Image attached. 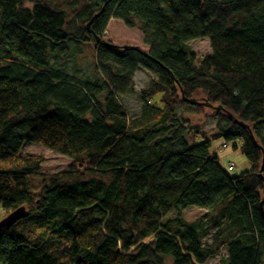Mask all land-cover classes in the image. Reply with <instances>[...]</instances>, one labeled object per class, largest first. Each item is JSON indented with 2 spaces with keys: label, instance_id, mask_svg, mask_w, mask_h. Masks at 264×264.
<instances>
[{
  "label": "trees",
  "instance_id": "trees-1",
  "mask_svg": "<svg viewBox=\"0 0 264 264\" xmlns=\"http://www.w3.org/2000/svg\"><path fill=\"white\" fill-rule=\"evenodd\" d=\"M113 19L163 43L108 49ZM92 39L102 78L55 69L69 41ZM200 39L213 53L199 64L187 44ZM139 67L159 76L142 94L151 125L119 101ZM181 107L211 111L217 138L240 143L252 170L232 176L210 142L191 145ZM26 144L73 163L43 174ZM263 163L264 0H0V209L29 212L5 231L0 264H207L225 248L224 264H264ZM193 207L207 213L190 224Z\"/></svg>",
  "mask_w": 264,
  "mask_h": 264
},
{
  "label": "rangeland",
  "instance_id": "rangeland-1",
  "mask_svg": "<svg viewBox=\"0 0 264 264\" xmlns=\"http://www.w3.org/2000/svg\"><path fill=\"white\" fill-rule=\"evenodd\" d=\"M103 41L120 47H137L145 52H149L153 47L160 46L163 41L154 33L143 34L139 29L128 28L120 20H111L107 30L104 33ZM70 54L63 62L55 63V69L68 75L72 79L80 82H95L104 75L102 72L96 73L97 51L96 41L90 43H80L69 41ZM191 56L198 61L212 55V47L209 39L194 40L187 44ZM159 79L156 73L150 72L139 67L135 73L134 79L127 82L128 88L124 96L119 97V101L126 109L129 118L136 124L148 125L155 121L152 119L155 112H144L143 92L146 91L153 81ZM101 97V100L104 99ZM161 95L153 98L150 105L153 107H162L160 104ZM178 114L183 116L186 124L194 130L193 134L187 137L191 145L201 144L208 141L212 144L211 152L218 157L222 167L232 176H240L252 170V165L246 156L242 153L238 143V149L234 148L235 143H229L223 138H217L219 133L216 130L217 121L212 117L211 111L196 115L186 113L184 107H181ZM140 121V123L138 122ZM24 155H38L45 158L42 167L43 174H55L69 170L73 160L67 156L56 153L44 146L37 144H26L22 150ZM233 165V168L231 166ZM29 190L40 193L43 187L42 177L34 176L29 180ZM206 210L193 207L185 211L184 218L188 223L198 222L205 214ZM7 217V213L0 209V218ZM213 231L204 240L205 244L213 240ZM228 257V249L225 248L220 254L210 259L207 264H224ZM166 264H173L170 259ZM226 264V263H225Z\"/></svg>",
  "mask_w": 264,
  "mask_h": 264
},
{
  "label": "water",
  "instance_id": "water-1",
  "mask_svg": "<svg viewBox=\"0 0 264 264\" xmlns=\"http://www.w3.org/2000/svg\"><path fill=\"white\" fill-rule=\"evenodd\" d=\"M98 41L100 42L101 39L98 38ZM103 45L106 48H108V49H116L117 50L118 48H120V46H117V45H114V44H111V43H108V42L104 43ZM192 103H194V104H202V105H205L206 107L213 108L212 105H210L209 103L204 102V101H202V102H192ZM215 109L218 112V111L222 110V107H217ZM229 115H230V117L233 118L232 114L229 113ZM263 170H264V163H263V167L261 169V174L263 173ZM261 205H262V209H263L264 202H262ZM28 215H29V212H28L27 208L26 207H21V208L15 210V211H13L12 213H10L6 218L0 220V240L4 236L5 231L7 229L13 227L17 222H19V221L25 219L26 217H28ZM263 215H264V209H263Z\"/></svg>",
  "mask_w": 264,
  "mask_h": 264
},
{
  "label": "built area",
  "instance_id": "built-area-1",
  "mask_svg": "<svg viewBox=\"0 0 264 264\" xmlns=\"http://www.w3.org/2000/svg\"><path fill=\"white\" fill-rule=\"evenodd\" d=\"M231 168H233V165L231 166Z\"/></svg>",
  "mask_w": 264,
  "mask_h": 264
}]
</instances>
